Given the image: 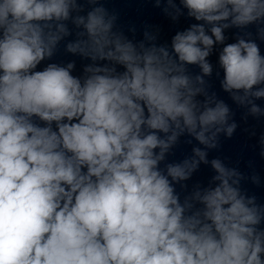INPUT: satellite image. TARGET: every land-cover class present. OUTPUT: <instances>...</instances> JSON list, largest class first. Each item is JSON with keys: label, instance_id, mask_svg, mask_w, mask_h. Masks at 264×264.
I'll return each instance as SVG.
<instances>
[{"label": "clouds", "instance_id": "9594fccd", "mask_svg": "<svg viewBox=\"0 0 264 264\" xmlns=\"http://www.w3.org/2000/svg\"><path fill=\"white\" fill-rule=\"evenodd\" d=\"M85 3L82 15L77 0H0V264H264V205L241 189V173L213 159V184L181 202L175 184L207 153L160 168L181 135L211 149L237 128L205 87L214 45L223 91L264 115L254 103L264 99V55L224 34L255 25L264 40V0H179L198 23L170 48L147 30L149 43H134L100 0ZM166 4L174 21L183 14ZM69 21L66 51L91 63L81 76L75 62L38 69L72 34ZM259 143L264 158V134Z\"/></svg>", "mask_w": 264, "mask_h": 264}]
</instances>
